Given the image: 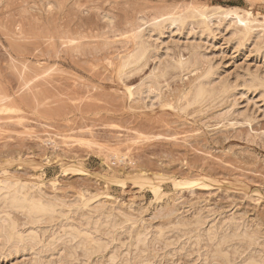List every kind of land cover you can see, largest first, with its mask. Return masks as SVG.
Segmentation results:
<instances>
[{"label": "rangeland", "instance_id": "374dc122", "mask_svg": "<svg viewBox=\"0 0 264 264\" xmlns=\"http://www.w3.org/2000/svg\"><path fill=\"white\" fill-rule=\"evenodd\" d=\"M214 5L264 17V0H0V177L39 184L69 204L81 196L90 203L103 199L133 216L132 223L118 215L120 226L101 229L96 237L107 241L101 252L85 256L70 243L72 253L60 240L54 254L0 250V264H264L260 246L247 251L240 237L227 241L226 258H220L205 233L212 222L235 218L255 234L257 245L264 242V43L257 45L260 52L252 44L259 28H252V39L234 35L229 41L228 32L243 25L229 18L210 17L207 26L151 25L169 13ZM139 28L148 31L151 55L121 72ZM178 60L181 70L173 67ZM210 61L220 78V99L186 108L181 97ZM156 66L165 71L160 78H153ZM78 210L74 218L81 222L87 212ZM200 213L206 219L199 230L208 241L201 235L199 248L187 237ZM11 215L25 228L23 214ZM145 224L166 238L147 241L146 251L139 246L143 253L139 247L134 253L127 231ZM47 233L44 242L53 235Z\"/></svg>", "mask_w": 264, "mask_h": 264}, {"label": "bare ground", "instance_id": "6f19581e", "mask_svg": "<svg viewBox=\"0 0 264 264\" xmlns=\"http://www.w3.org/2000/svg\"><path fill=\"white\" fill-rule=\"evenodd\" d=\"M250 15L252 16V13L250 11H248L246 9H243L241 7H238V6H228V7H224V6H220V5H214L212 7H210V6H208V7H192L190 9H188L187 11L182 12L180 14H173V13L171 14V13H169L166 16L161 17V19L158 18L159 21H156L155 23L153 22L154 24L152 23L151 25H153L152 26L153 28L154 27H156V29L158 28V30H159L160 27L161 28H164L166 26L168 27V25H175V26H177V25H182V24H184L186 22H187V24L188 23L190 24L191 22L193 23V21H195L197 24L198 23H203V24H205L207 26V23L206 22H207V19L210 18V17H212L213 19L215 17L217 20H218L217 17H220V19H221V17L224 18V19L229 18L231 20L230 21L231 23H234L235 24V23L238 22V24L239 23L243 24L240 29H238L237 31L234 30L236 32H234L233 30L228 32V34L226 35L228 37H226V39H228L229 41H230V38L232 36H234V35H237V36L238 35H241V37H243V38L246 39L247 36H250V34L254 33V32H252V31H254V30H252V28H254V27L257 28V29L259 28V31L257 30L256 31L257 33L255 32L256 35L253 34L254 35V37H253L254 40H253V43H252L253 44V50H254V48H257L256 49V51H257L258 50V47L260 45V44H258L259 41L260 40L263 41V42H261V44L264 43V17H263L262 20H258L257 18H254V17L253 18H250L249 17ZM222 27H224V28L221 31H225L228 27H230V25L227 24V25L222 26ZM214 28L216 30L219 29L218 24H217L216 27H213V29ZM136 32L137 33L134 36V39H135L134 48L131 50V53L130 54H128L124 59H122L123 61H122L121 65H120V71L121 72L122 71H126L127 68L133 69L131 67L135 66V64H137V63L139 64V62L141 63L142 60L144 61L147 58V54H150V53H148V47H149V45L145 41L146 34H148L147 33L148 31L145 32V31H141V29H140V31H136ZM223 34H225V33H223ZM223 36L225 37V35H223ZM241 37H238L239 40H240ZM243 38H242V40H243ZM245 39H244V41H245ZM251 39H252V37H251ZM249 40H250V38H249ZM145 43L148 45V47L146 46ZM234 44H235V42H234ZM237 45L239 47L242 46V44L241 45L237 44ZM257 45H258V47H257ZM149 58H150V56H149ZM145 62H146V60L144 61V63ZM175 63H177V61ZM192 66H193V64H192ZM135 67H137V66H135ZM158 67L159 66H156V68L154 67L153 70H152L153 71V73H152L153 74V78H160V77H162L164 75V72H165L164 69H161V70L159 69V71H157L158 70ZM173 67L175 69H180L181 70L184 67V65L181 64L180 61H179V63L177 65L173 66ZM128 71L129 70H127L126 72L128 73ZM216 74L218 75L217 68L214 67L212 65L211 61H210V64L207 65V67L205 68V70L203 72H201V74L194 79V82L192 81L193 84L191 82V86L189 88V91L185 95H183V96L181 95L182 96L181 99H184V101H185V107L186 108L188 106L190 107V105H194V104H199V106L200 105L203 106V104L205 103V101H208V100H210V101L212 100V103H213L215 100H217L219 98L218 96H220V94L217 93V90H218L217 89L218 88L217 86H218V82H220V78L218 79L216 77ZM123 76H125V75H123ZM129 76H130V74H129ZM263 85L264 84L262 83V86ZM222 87H224V86H222ZM222 87H221V90H222ZM132 90H133V88H132ZM132 90L130 89V92L131 93H132ZM136 90H138V89H136ZM218 91H220V90H218ZM225 91H227V90H225ZM222 97H223V95H222ZM144 98H149L150 99V102L152 103L154 96L151 95L149 93V91L145 90L144 91ZM168 98H170V97H168ZM179 102H180V100H179ZM216 102H214V103H216ZM208 103H210V102H208ZM205 105H208V104L205 103ZM183 107L184 106H182V108ZM180 109L181 108H179V110ZM193 113H196V112H192V114ZM191 115H189V116H191ZM145 175H146V173H145ZM51 184L54 186V182H51ZM153 188H155V187H153ZM154 192H155L156 196H158V190H155ZM104 196H108V195L105 193ZM58 198L59 197L56 198V196H54V195L45 193L42 190V188H41V186L39 184L38 185H36V184H27V183H23L21 181L12 180V179H10L7 176L0 177V250L2 252H6V251H12V250L15 251V250H18L20 248H22L23 250H25V247H29V248H26V249L34 248L35 251L37 250L40 255L42 253L49 252V250H50V254H54L53 250L58 245L57 242H60V240H61V242L64 243V247H65V245H67L69 243L68 244V248H67V246H66V248L69 249L70 251L73 249V248L70 249L71 247H69L71 245L70 243H72L76 248H82L85 256H89L91 253H95L93 251H96V250L99 251V250H101V248L103 246H106L105 243L107 241L106 242L105 241H102L101 238H97L98 237L97 235H99L101 229L105 230L104 227L106 228L109 223H112V226H115L116 225V221H117L116 217L118 215H121L122 216V218H121L122 221L123 220L124 221L125 220H128V221L130 220V222L133 223V218H132L133 216H131V215H130L131 217L126 216L127 214H124V213L120 212L117 209V206L116 207L110 206V204L108 205L107 202L105 200H103V199L100 201L99 199L96 198V200H94V202L92 201L93 204H91L92 203V202L90 203L91 198H89L90 199L89 200V199L86 198V196H81V199L79 200V202H78V199H75L73 201L70 200L71 201V204H69L68 202H67L68 203L67 204L65 201L62 200L63 197H62L61 200L58 199ZM75 198H77V197H75ZM68 206H73V210H72V208L69 209V210L65 209ZM80 209H82V211H83V209H86L85 212H87V213H85L83 215L81 214L82 217L81 216L79 217V218H81V220H79L81 222H78V220L77 221L75 220L74 216L76 214V210L80 211ZM70 211H71V214L72 215L71 214L69 215V212ZM137 211H139V210H137ZM12 212H18V213H21V214L24 215L25 221L23 220V222H24L25 228H21L20 227L19 223L11 215ZM139 213H140V211H139ZM13 214H15V213H13ZM201 215H203V216H196L195 217L193 215L195 217V219H194V224H195V227L194 228L195 229L193 228L194 229V233L188 235V237H187V239L194 237L195 242L193 241L194 243L193 244L191 243V244L194 245L196 243V245H198L199 248H200V246L202 244L201 243V239H199V237L204 234L203 230H205V229H202V228H201L202 230L201 229L199 230V228L204 223L203 217L204 218L206 217L204 214H201ZM181 217H182V215H181ZM182 218H181V220H182ZM227 218H224V221H220V222L217 221L218 223L212 222L210 224L211 226L207 227V229L205 230L206 238L209 240V242L211 243V241H212V243H214V245L217 246V248H219V249H217L218 252L215 250L216 251V254L215 255H218L220 258L221 257L222 258L223 257L226 258L227 250L226 249H225L226 251L223 250V246L226 245V243H227L228 240L232 244L233 241H231V239L234 238V237H236V240H237V237L238 238L240 237L239 239L241 241H243L242 243H245L246 244L247 251H249L250 249H254L255 250V248L256 247L259 248V246H260V249L264 251V242L261 243V244H259L260 243L259 242L258 245H257V240L255 238V234H253L251 231H249L248 228H247V226H245L241 222L239 223V221H237V220L234 221L235 218H234V220H230V218H228V219ZM184 219H185V217H184ZM221 219L223 220V218H221ZM110 220H111V222H110ZM215 220H216V218H215ZM118 222L120 223L121 220L120 221L118 220ZM191 222H192V220H191ZM60 224H61L62 230L59 229V226L58 225H60ZM120 225H116V227L117 226H120ZM129 225H130V223H129ZM146 225L147 224L143 225L142 228L139 229V230H135L133 228H132L131 231H127L126 230L127 233L129 234V238L132 239V241L130 243H131V246L133 247V249H135V252L134 253H136V248H138L139 246H141L142 247V250H143V247L145 248V244H148L147 241H151L153 239L156 240V239H158L159 236L161 237V235H162L161 233H164V232H161L160 228H158L156 230H154V229L152 230V229L148 228L149 225L148 226H146ZM177 225H180V220H177L176 221V226ZM110 226H111V224H110ZM151 226L152 227H157V226H153L152 224H151ZM173 227L174 226H172V229H173ZM55 228H57V229H55ZM168 228H170V227H168ZM178 228H181V227H178L177 226L176 229L178 230ZM54 229H55V231L59 229L61 231V233L58 234L57 232H54ZM110 229H112V228H110ZM123 230H125V227H124ZM165 230L166 231H170L169 229L168 230L165 229ZM173 230H175V229H173ZM180 230L178 232H180ZM191 230H192L191 228L190 229L188 228V231H191ZM200 231H202L203 234H201L202 232H200ZM47 232H50V234H53V235H51L50 239H48L47 242H44V241H46V240H44V236H46V233ZM185 232L187 233L186 230L185 231L183 230V232H182L183 236H184ZM55 233H56V235H55ZM123 233H125V232H123ZM101 234H100V236H102ZM109 235H111V231H110V234ZM150 235H151V237L149 238ZM163 235H165V234H163ZM163 235H162V237H163ZM183 236H180V237L182 238ZM95 237L97 239H95ZM202 237H204V235L201 236V238ZM124 238H125V236H124ZM127 238H128V235H127ZM206 238L204 237V239H206ZM259 238H257V239L259 240ZM119 240H121V239H119ZM188 240L190 242L192 241L190 239H188ZM263 241H264V239H263ZM66 242H68V243L66 244ZM120 242H122V241H120ZM170 242L172 243V241H170ZM203 242H204V240H203ZM238 242L240 243V241H238ZM149 243H151V242H149ZM205 243L206 242H204V246H205ZM234 243H235V240H234ZM239 243L238 244L235 243L236 245H238L237 247H239L240 245L242 246V244L240 243V245H239ZM107 244H109V243H107ZM166 244L168 245V243H165V247L167 248ZM170 245H168V247ZM86 246H87V248H85ZM117 246H118V244H117ZM229 246L226 245L225 247L230 248ZM132 247H131V249H132ZM171 247H173V246L171 245ZM195 248H196V246H195ZM63 249L65 250V248H63ZM103 249H104V247H103ZM118 249L120 250V248H118ZM125 249H126L125 250V253L123 252L125 256H128L129 255V252L133 250V249L130 250V246L126 247ZM64 250H62V252ZM119 250H117V251L119 252ZM139 250H141L140 247H139ZM201 250L203 251V249H201ZM234 250H236V248ZM245 250H244L243 253L246 252V254H247V251H245ZM143 251H142V253H143ZM145 251H146V248H145ZM195 251H197V250H195ZM256 251H257V249H256ZM60 252H61V250H60ZM99 252H101V251H99ZM223 252H226V253H223ZM259 252H260V250H259ZM201 253H203V252H201ZM34 254H35V252H34ZM36 254H38V253H36ZM116 254H117V252H116ZM207 254H209V252H207ZM207 254H204L205 257L206 256L208 257ZM232 254H233V252H232ZM239 254H240V252H239ZM246 254H244V255H246ZM262 254H263V252H262ZM60 255H61V253H60ZM73 255H75V253ZM117 255H119V253ZM249 255H251V253ZM209 256H210V254H209ZM247 256H245V257L247 258ZM262 256H264V255H262ZM119 257L121 258V256H119ZM129 257H130V255L128 256V258ZM65 258H67V257H65ZM128 258H126V259H128ZM257 258L259 259V255H258ZM84 259H86V258H84ZM206 259H208V258H206ZM253 260H254V258H253ZM115 261H116V259H115ZM228 261H230V260H228ZM241 261H243V260L241 259ZM254 261H257V259H255ZM85 263H86V261H85ZM112 264H115V263H112ZM250 264H254V263L250 262Z\"/></svg>", "mask_w": 264, "mask_h": 264}]
</instances>
